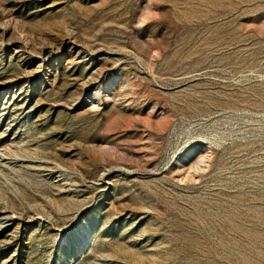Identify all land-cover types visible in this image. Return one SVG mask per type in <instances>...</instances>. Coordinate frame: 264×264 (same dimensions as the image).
Masks as SVG:
<instances>
[{
    "label": "rangeland",
    "instance_id": "rangeland-1",
    "mask_svg": "<svg viewBox=\"0 0 264 264\" xmlns=\"http://www.w3.org/2000/svg\"><path fill=\"white\" fill-rule=\"evenodd\" d=\"M0 264H264V0H0Z\"/></svg>",
    "mask_w": 264,
    "mask_h": 264
},
{
    "label": "bare ground",
    "instance_id": "bare-ground-1",
    "mask_svg": "<svg viewBox=\"0 0 264 264\" xmlns=\"http://www.w3.org/2000/svg\"><path fill=\"white\" fill-rule=\"evenodd\" d=\"M5 28H7V25H5ZM97 95V93H95ZM103 150V148H102ZM103 152V151H102ZM104 154V153H103ZM106 154V153H105ZM107 155V154H106ZM109 157V156H108ZM207 158V157H206ZM198 168H201V167H198Z\"/></svg>",
    "mask_w": 264,
    "mask_h": 264
}]
</instances>
